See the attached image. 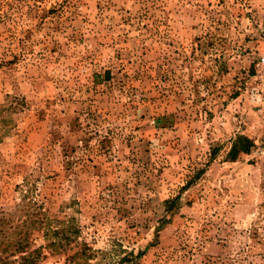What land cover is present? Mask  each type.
I'll use <instances>...</instances> for the list:
<instances>
[{"label":"rangeland","instance_id":"rangeland-1","mask_svg":"<svg viewBox=\"0 0 264 264\" xmlns=\"http://www.w3.org/2000/svg\"><path fill=\"white\" fill-rule=\"evenodd\" d=\"M263 49L264 0H0V210L91 263L264 264Z\"/></svg>","mask_w":264,"mask_h":264},{"label":"trees","instance_id":"trees-1","mask_svg":"<svg viewBox=\"0 0 264 264\" xmlns=\"http://www.w3.org/2000/svg\"><path fill=\"white\" fill-rule=\"evenodd\" d=\"M253 141L239 135L233 139L228 157L249 153ZM24 191V192H23ZM21 199L12 209L0 210V264H41L49 256L65 254L68 264L91 263L97 251L79 242L80 228L72 220H53L32 198L29 189L21 191Z\"/></svg>","mask_w":264,"mask_h":264},{"label":"built area","instance_id":"built-area-1","mask_svg":"<svg viewBox=\"0 0 264 264\" xmlns=\"http://www.w3.org/2000/svg\"><path fill=\"white\" fill-rule=\"evenodd\" d=\"M256 66L261 71L262 76H264V49L257 57Z\"/></svg>","mask_w":264,"mask_h":264}]
</instances>
